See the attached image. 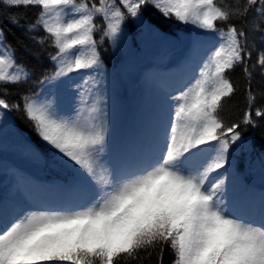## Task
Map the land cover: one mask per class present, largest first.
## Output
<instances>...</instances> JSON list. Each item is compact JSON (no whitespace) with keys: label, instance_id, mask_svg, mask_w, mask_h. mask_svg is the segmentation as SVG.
<instances>
[{"label":"snow or ice","instance_id":"obj_1","mask_svg":"<svg viewBox=\"0 0 264 264\" xmlns=\"http://www.w3.org/2000/svg\"><path fill=\"white\" fill-rule=\"evenodd\" d=\"M5 7H37L29 31L46 34L56 49L55 70L41 83L74 88L78 108L72 117L58 113L53 101L22 97L10 103L8 84L30 78L16 62L0 29V110H22L43 145L54 149L72 170L67 189L87 202L41 210L8 213L0 210V264H133L146 254L163 264L165 246L172 264H264V195L249 210L226 203L230 149L243 143L241 124L257 127L251 106L239 123L226 125L223 108L236 91L228 73L248 67L249 13L264 21V0H0ZM158 13L159 16L153 12ZM102 21L97 23V18ZM160 18L193 26L211 44L193 42L197 69L172 97L169 121L147 148L113 167L105 159L110 135L107 99L97 91L104 69L98 50L107 38L115 45L136 25L160 31ZM12 23L19 21L15 16ZM233 19H240L237 27ZM220 22L226 27L218 26ZM256 27V26H254ZM102 31L100 41L94 38ZM257 64L264 68V51ZM82 72L79 81L71 73ZM68 77L71 83L64 78ZM264 117V109L255 110ZM66 158V159H65ZM227 166V167H226ZM223 170V171H221Z\"/></svg>","mask_w":264,"mask_h":264},{"label":"trees","instance_id":"obj_2","mask_svg":"<svg viewBox=\"0 0 264 264\" xmlns=\"http://www.w3.org/2000/svg\"><path fill=\"white\" fill-rule=\"evenodd\" d=\"M227 2L231 3L232 0ZM39 11L37 7L9 8L0 4V29L3 30L5 44L14 50L16 62L31 74L24 82L5 85L7 95L4 96L3 89H0V96H4L10 103L20 104L21 108L22 97L25 95L47 98L53 101L54 107L61 114L62 109L70 104L75 91L62 84L58 86L55 83H41L45 73L55 70L50 55L55 54L56 49L51 46L50 39L44 45L36 42L46 35L42 29L28 30V25L35 21ZM153 12L155 13V10ZM155 15L159 16L158 13ZM12 16L19 22L12 23L9 19ZM97 23L102 26L99 17ZM217 23L218 26L226 27L220 22ZM232 23L237 27L242 25L240 19H233ZM244 27L248 34V67L251 75L245 74L243 65L228 73L236 91L230 98H226L222 115L226 125L239 123L249 110V92L255 95L256 100L251 106V112L257 127L241 124L238 131H242L243 143L232 145L230 169L238 170V174H234L232 178L242 177L247 175V172L257 178L258 171L264 173V117L255 116L257 108L264 109V68L257 64L259 53L264 51V21L256 17L255 13H249ZM125 28L126 35L115 45L107 38L99 45L104 69L97 76L98 88L104 91L102 96L107 99L110 124L108 141L122 148L126 146L127 140L135 136L149 121L154 105L151 95L148 94L146 98L143 96L168 60V56L186 51L193 47V42L198 39L206 48L211 44L205 38L211 34L202 33L193 26H185L174 20L166 21L160 18V31L144 29L131 19ZM101 35L102 31H97L94 38L100 41ZM82 74L71 73L70 76L77 81L81 79ZM64 79L68 80V77ZM68 83H71V80H68ZM7 153L9 155L5 158ZM249 156L252 158L251 165L238 169L241 159L246 157L248 160ZM10 163L25 164L30 171L41 176L52 173L58 176L72 174L71 168L60 154L43 145L38 139L32 123L27 120L22 110H0V181ZM257 182L261 184L257 186H264V179ZM142 255L145 258L140 262L134 261L133 264H158L157 253H153L151 257L144 253ZM174 258L173 251L165 246L163 264H172Z\"/></svg>","mask_w":264,"mask_h":264},{"label":"rangeland","instance_id":"obj_3","mask_svg":"<svg viewBox=\"0 0 264 264\" xmlns=\"http://www.w3.org/2000/svg\"><path fill=\"white\" fill-rule=\"evenodd\" d=\"M184 59L185 62L176 75L164 81L161 87L152 86L149 89L157 108L154 112L151 124L142 133L141 142L138 146V153L136 155L142 153L147 148L150 141L158 134L161 126L168 123L169 113L174 103L172 97L182 90L178 87L186 81L188 74L191 73L193 76L194 71L197 69L199 60L198 58L193 59L192 50L184 56ZM77 108L78 97L76 93L72 108L69 110V113L63 116H74ZM131 156H133V154H128L125 156V160ZM20 175L21 172L19 170H9L3 182V190L0 197V210L8 213H17V208L19 206H22L24 211H35L61 204L71 205L73 200L78 197V195H75L69 200L68 194H57L48 184L36 181L33 178H22ZM225 191L226 203H228L231 208L246 211L259 204V201L240 204L237 187Z\"/></svg>","mask_w":264,"mask_h":264}]
</instances>
